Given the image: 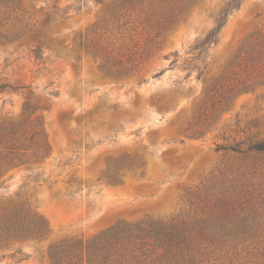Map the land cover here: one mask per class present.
I'll list each match as a JSON object with an SVG mask.
<instances>
[{
	"label": "rangeland",
	"instance_id": "374dc122",
	"mask_svg": "<svg viewBox=\"0 0 264 264\" xmlns=\"http://www.w3.org/2000/svg\"><path fill=\"white\" fill-rule=\"evenodd\" d=\"M117 1L17 0L13 15L22 14V24L0 21V79L28 85L22 93L0 91V119L27 117L25 96L42 111L49 146L42 159L0 174V226L23 203L47 225L41 237L17 240L0 228V264H50L48 249L57 242L88 239L123 221L197 209L199 200L189 195L197 188L200 195L234 191L251 197L225 224L240 219L252 230L216 251V263L264 264V176L240 169L263 164L264 154L242 157L217 149L264 137V85L244 67L251 47L264 38V0H244L217 42L202 51L194 46L226 0H138L128 12H120ZM5 3L0 0V19ZM125 19L130 22L118 28ZM95 43L99 53L111 55L113 69L132 70L106 74L91 55ZM35 45L39 62L30 53ZM257 65L264 77V64ZM230 67L233 79L225 85L246 79L245 88L234 90L213 120L185 131L207 89ZM144 150L150 154L143 177L126 173L120 184L104 178L113 160Z\"/></svg>",
	"mask_w": 264,
	"mask_h": 264
},
{
	"label": "trees",
	"instance_id": "16d2710c",
	"mask_svg": "<svg viewBox=\"0 0 264 264\" xmlns=\"http://www.w3.org/2000/svg\"><path fill=\"white\" fill-rule=\"evenodd\" d=\"M3 1L6 2V9L2 13L5 17L0 21L10 19L21 25L22 14L13 15L17 9V0ZM243 1L226 0L215 14L213 27L195 44L194 48L202 51L203 48L215 44L229 16L241 7ZM137 2L138 0H118L116 6L120 12L122 10L128 12L135 9ZM172 19L173 17L168 18L162 26L169 27ZM129 22L125 19L118 28L124 27ZM154 22L159 25L156 19ZM160 29L157 28L154 31L155 39L159 37ZM28 31L29 29L23 33L18 32L15 39L25 36ZM39 34L38 29L32 36L37 39ZM80 45L89 51L88 45H83L81 42ZM99 51L96 43L91 44V55L100 59L99 67L106 74L121 76L132 70L131 67L113 69L115 61L111 55L101 54L103 50L100 51L101 53ZM30 53L35 61L41 60L42 52L38 45L32 47ZM244 59L245 69H248L250 74L255 73V76L261 77L260 84L264 85V77L260 74L261 68L257 65L264 64V38L251 47V51ZM227 73L226 78H220L207 89L205 101L200 104L185 131L202 121L213 120L216 113L226 110L227 100L233 91L241 92L245 88L246 79L225 85L226 80L233 79L234 73L231 67L227 69ZM247 80L249 81L250 78ZM239 86L241 88H238ZM26 88L28 85L20 80L1 81L0 79V91L11 90L22 93V90ZM50 93L57 94L53 91ZM23 107L28 112L27 117L0 119V174L22 164L40 160L48 154L49 146L42 126V111L25 96ZM217 149L242 157L264 154V137H247L234 141L230 145H217ZM148 154L150 152L145 150L122 154L107 165L104 178L111 184H120L126 173L143 177ZM240 169L244 172L242 174L261 173L264 176V163L242 165ZM200 189L189 192L191 197L199 200L196 203L197 209L189 207L171 216L148 218L139 222L123 221L88 239L72 237L57 242L48 249L50 264H218L214 258L216 251H220L231 240H241L252 230H246V226L240 219L235 221L232 227L225 224L227 218L235 219L237 208H243V205L249 206L251 197L247 198V194L242 192L244 196L239 198L240 193L234 191H231L228 196L224 194L215 196L207 194L206 191L200 195L197 193ZM200 204L203 205L199 206ZM0 228L5 230L3 233L7 239L17 240L39 238L45 234L47 225L23 203L5 214V221ZM15 252L20 253V250Z\"/></svg>",
	"mask_w": 264,
	"mask_h": 264
},
{
	"label": "water",
	"instance_id": "95a60500",
	"mask_svg": "<svg viewBox=\"0 0 264 264\" xmlns=\"http://www.w3.org/2000/svg\"><path fill=\"white\" fill-rule=\"evenodd\" d=\"M43 105H45V100H43Z\"/></svg>",
	"mask_w": 264,
	"mask_h": 264
}]
</instances>
